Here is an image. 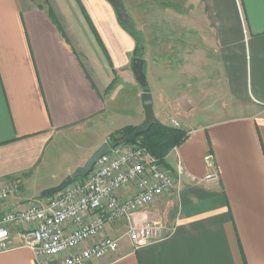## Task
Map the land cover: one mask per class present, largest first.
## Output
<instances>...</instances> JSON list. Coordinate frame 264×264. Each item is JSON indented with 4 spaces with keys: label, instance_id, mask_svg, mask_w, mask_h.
I'll list each match as a JSON object with an SVG mask.
<instances>
[{
    "label": "crops",
    "instance_id": "0c3cea01",
    "mask_svg": "<svg viewBox=\"0 0 264 264\" xmlns=\"http://www.w3.org/2000/svg\"><path fill=\"white\" fill-rule=\"evenodd\" d=\"M181 1L176 20L137 26L147 30L142 59L157 120L185 132L165 158L176 186L148 209L163 238L135 247L124 237L116 254L88 264H264V0ZM76 2L90 33L66 1L0 0V190L25 186L0 203V216L39 198L29 178L53 138L117 103L121 80L140 98L129 126L145 121L135 39L106 0ZM211 157L218 182L204 180ZM0 264L37 260L15 238Z\"/></svg>",
    "mask_w": 264,
    "mask_h": 264
},
{
    "label": "built area",
    "instance_id": "2783aa9c",
    "mask_svg": "<svg viewBox=\"0 0 264 264\" xmlns=\"http://www.w3.org/2000/svg\"><path fill=\"white\" fill-rule=\"evenodd\" d=\"M173 126L180 125L172 120ZM111 152L79 183L47 198L28 201L24 208L0 216V254L12 248L31 250L37 264H88L117 253L128 237L135 247L163 238L164 228L153 221L148 209L176 186V177L147 149L138 145L107 142ZM206 182H218L210 158ZM21 183L0 190V203L19 193ZM124 229L119 238L108 227ZM59 260L57 263H52Z\"/></svg>",
    "mask_w": 264,
    "mask_h": 264
},
{
    "label": "rangeland",
    "instance_id": "374dc122",
    "mask_svg": "<svg viewBox=\"0 0 264 264\" xmlns=\"http://www.w3.org/2000/svg\"><path fill=\"white\" fill-rule=\"evenodd\" d=\"M63 1L70 4L71 9L78 14L80 20L84 22L86 29H88L90 33L91 30L76 0ZM123 1L130 16L128 24L137 29L138 25H146L148 20L156 22L168 21L171 19L176 20L179 15L178 9L181 0ZM182 2L183 0L181 1V5H183ZM41 3L44 4L45 0H41ZM145 29L146 28L142 29V31L137 29V31L140 32L141 38H143L144 45L147 44L144 37V34L147 32ZM157 31L158 33L162 32L161 29H157ZM133 80L137 88L141 89L135 77H133ZM134 92L129 79L125 78L121 80V83L117 86V92L115 93L117 103L115 99L113 102L110 100L107 104L105 113L89 122H84L78 126L59 131L49 146L45 156V162L42 163L40 170L29 178L31 193H33V191L34 193H38L39 198L42 199L43 197H41V194L44 191H42V187L54 188L60 185L67 176L74 174L78 167L83 166L102 144L106 143L109 139L113 140L118 138L119 135H117V131L129 127L131 123L137 121L135 116L141 105L140 98L137 97V93L135 94ZM109 93L110 88H107L104 94L108 97ZM19 181L21 185L23 183L20 189V191H23L25 187L24 181ZM81 181L82 180H77L73 183H79Z\"/></svg>",
    "mask_w": 264,
    "mask_h": 264
},
{
    "label": "water",
    "instance_id": "95a60500",
    "mask_svg": "<svg viewBox=\"0 0 264 264\" xmlns=\"http://www.w3.org/2000/svg\"><path fill=\"white\" fill-rule=\"evenodd\" d=\"M115 10L118 20L121 23H128L130 16L127 12L125 3L123 0H106ZM133 73L143 89L141 95V102L144 110L145 121L143 124L137 126L135 130L126 136L120 143L123 145L138 144V137L142 136L150 131V129L157 125L158 120L154 111V100L152 94L148 91V84L144 76V60L141 58L133 59ZM111 152V147L108 143L102 144L87 160V162L76 169L74 174L67 176L63 182L54 187L42 192L41 197H50L55 194L63 192L68 186H70L76 179L87 177L95 167V165L105 155Z\"/></svg>",
    "mask_w": 264,
    "mask_h": 264
},
{
    "label": "trees",
    "instance_id": "16d2710c",
    "mask_svg": "<svg viewBox=\"0 0 264 264\" xmlns=\"http://www.w3.org/2000/svg\"><path fill=\"white\" fill-rule=\"evenodd\" d=\"M80 3V0H77ZM81 4V3H80ZM82 6V5H81ZM83 12L85 13L84 8L82 7ZM49 15L54 22L59 24L53 10L49 8ZM90 25L93 28L87 14L85 13ZM121 26L124 30L128 31V33L135 39L137 46L135 48L133 58H143L144 52V42L143 38H141L140 32L133 26L128 23H121ZM60 32L63 35V38L68 43V39L64 34L60 24L58 25ZM93 31L95 32L94 28ZM98 38V37H97ZM99 42L100 39L98 38ZM136 127L129 126L120 131H117L118 138L113 139L114 144H119L126 136L131 134ZM185 139V132L182 129L169 127L166 125L161 124L160 122L157 123L156 126L152 127L150 131L142 136L138 137V146L147 149L152 155H154L161 164L165 166V158L168 153L176 146L180 145ZM84 178H79L77 180H83ZM74 181V182H75ZM56 195V194H55ZM53 195V196H55Z\"/></svg>",
    "mask_w": 264,
    "mask_h": 264
}]
</instances>
